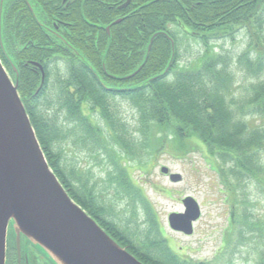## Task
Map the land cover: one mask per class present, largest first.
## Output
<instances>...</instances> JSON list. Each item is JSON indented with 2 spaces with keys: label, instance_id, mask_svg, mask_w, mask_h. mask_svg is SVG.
I'll return each mask as SVG.
<instances>
[{
  "label": "trees",
  "instance_id": "obj_1",
  "mask_svg": "<svg viewBox=\"0 0 264 264\" xmlns=\"http://www.w3.org/2000/svg\"><path fill=\"white\" fill-rule=\"evenodd\" d=\"M80 1L68 18L66 52L55 47L45 51L68 64L56 98L62 123L48 112L47 77L34 95L39 77L22 65L24 59L42 63L35 50L46 37L33 34L37 26L24 0H0V59L14 80L9 59L16 66L20 98L46 160L68 194L93 217L109 213L122 221L116 229L129 232V246L144 253L139 257L145 264H193L181 260L161 237L152 205L131 174L136 167L149 173L163 153L183 158L200 151L230 204L224 244L234 251L262 238L259 220L245 206L244 189L251 183L264 189V0H131L124 10L116 9L124 0H86L91 19L76 16L87 12ZM118 17L122 20L111 24ZM240 34L247 41L236 55L218 45L235 43ZM190 39L200 51L184 62L181 45ZM116 99L133 108L138 139L122 121ZM68 139L105 163L102 191L90 183L89 171L66 169L59 144ZM109 188L114 189L113 201L127 200L129 217H121L114 202L105 203ZM137 208L150 227L144 236L129 225ZM256 264H264L263 255Z\"/></svg>",
  "mask_w": 264,
  "mask_h": 264
},
{
  "label": "water",
  "instance_id": "obj_2",
  "mask_svg": "<svg viewBox=\"0 0 264 264\" xmlns=\"http://www.w3.org/2000/svg\"><path fill=\"white\" fill-rule=\"evenodd\" d=\"M168 171L160 168L162 174ZM169 180L179 182L181 175L170 173ZM181 202L184 211L170 213L168 224L191 235L200 208L190 195ZM8 230L17 250L24 238L53 264H143L115 242L58 181L19 96L18 79L13 82L0 61V264L6 260Z\"/></svg>",
  "mask_w": 264,
  "mask_h": 264
},
{
  "label": "rangeland",
  "instance_id": "obj_3",
  "mask_svg": "<svg viewBox=\"0 0 264 264\" xmlns=\"http://www.w3.org/2000/svg\"><path fill=\"white\" fill-rule=\"evenodd\" d=\"M246 41L244 35L240 34L237 35L235 43L225 40L219 41L218 45L228 54L236 55L245 48ZM181 50L183 53L181 60L189 62L194 58V55L199 53L200 45L190 39L183 42ZM216 50L221 49L217 47ZM236 95L238 96V93ZM48 99L52 101L49 106V115L58 116L59 120L64 123L62 112L58 110L56 101L53 103L54 96L53 99L50 97ZM114 104L131 136L138 139L140 135L135 131L136 116L133 108L127 101L121 99H116ZM59 146L62 147L60 149L61 160L66 169H74L81 173L89 171L91 174L90 183L95 182L97 191H102V187L106 186L107 167L105 163L99 162L100 159L96 153L74 144L73 139H68ZM162 166L167 167L170 172L180 174L182 180L177 183L171 182L167 176L160 172ZM149 170V173H146L136 167L132 170V178L138 182L152 205L156 220L161 227V237L174 243L176 251L181 248L186 253V256L183 257L185 259L180 258L181 260L195 264L194 260L198 258H210L211 260L208 261L210 264H256L260 257L264 256V235L256 241L247 242L242 248L234 249V251H232L231 245H223L229 225L230 204L225 199L224 187L220 183L217 173L200 151L189 153L183 158H175L168 153H163L156 158L154 165L149 167ZM107 190L106 197L108 198L103 197L105 203L114 202L112 208L114 210L122 209L121 217H129L130 206H126L127 200L123 198L113 201L114 189ZM244 190L246 192L245 206L255 216V220H259L258 232L264 234V189L262 186L251 183ZM187 195L192 196L198 202L201 216L193 224V234L184 237L169 228L167 216L171 212L183 211L181 199ZM144 217V212L138 209L137 216L132 217L130 223L131 227L134 225L138 227L141 231L140 236H144L147 229H150ZM218 248H222L221 252L225 255L216 254V258L212 259L215 252H218Z\"/></svg>",
  "mask_w": 264,
  "mask_h": 264
},
{
  "label": "flooded vegetation",
  "instance_id": "obj_4",
  "mask_svg": "<svg viewBox=\"0 0 264 264\" xmlns=\"http://www.w3.org/2000/svg\"><path fill=\"white\" fill-rule=\"evenodd\" d=\"M29 13L34 20L37 27L33 28V34L36 36H45V43L43 45H38L36 48V53L40 55L38 59L39 61L24 59V63L22 65H29V69L39 77V85L34 91V95L39 93V90L43 86L45 79L47 77V89L46 94L53 99V103H55L57 95H59V84L61 82H66V77L68 74V64L66 60H63L60 55L54 53L53 55H45V51L52 47L64 50L66 52V46H70L66 33L68 29H70V23L68 21L69 15L72 11L76 10V0H32L29 2L28 0H24ZM80 3L83 5L82 10L85 14L76 15L79 19H85V17L90 18L89 9L87 8V1L81 0ZM131 0H124L122 3L117 5V10L126 9ZM125 5V6H124ZM88 13V14H87ZM91 19V18H90ZM116 19H120L119 17ZM41 28V29H38ZM106 30V29H105ZM107 32V30H106ZM108 34V32H107ZM65 44V45H64ZM2 48V43L0 44ZM25 45L22 46L24 48ZM3 49V48H2ZM49 51V50H48ZM6 56V55H5ZM66 58V57H65ZM11 68L15 74V76L19 75L16 66L10 61ZM33 62L39 64L36 66ZM7 70V68H6ZM9 73V70H7ZM12 77V75L9 73ZM168 174L164 176H168ZM98 225L122 248L127 250L130 254L135 256L139 261L141 256H145L144 253H138L137 248L129 246V239L125 236L129 235L127 230L118 231L117 227V219L113 220L114 215L105 213L100 214L98 216L93 217ZM117 218V217H116ZM122 224V222H119ZM131 223V222H130ZM130 225V224H129ZM174 232V231H173ZM137 233H141L140 230ZM180 236H185L181 232H174ZM128 234V235H127ZM168 246L175 250L174 243L168 241ZM163 250V249H162ZM218 252H215L212 259L216 258V254H223L222 248H218ZM138 253V254H136ZM179 258H183L186 256V253L179 248V251L176 252ZM141 255V256H140ZM140 256V257H139ZM5 264H53L48 258H46L43 254H41L36 248H34L31 244L25 243L24 238L20 241V248L17 250V246L15 243L14 237L11 236L10 230H8L7 240H6V256H5ZM188 260V259H186ZM210 258L196 259L194 260L195 264H210L208 261ZM143 262V261H141ZM144 263V262H143Z\"/></svg>",
  "mask_w": 264,
  "mask_h": 264
}]
</instances>
